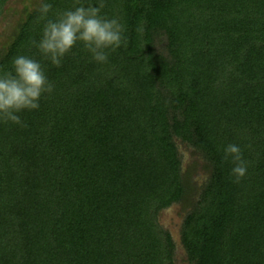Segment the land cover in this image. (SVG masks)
I'll return each instance as SVG.
<instances>
[{
  "label": "trees",
  "instance_id": "trees-1",
  "mask_svg": "<svg viewBox=\"0 0 264 264\" xmlns=\"http://www.w3.org/2000/svg\"><path fill=\"white\" fill-rule=\"evenodd\" d=\"M47 2L55 19L100 0ZM103 4L126 41L106 63L79 42L60 66L42 56L39 6L0 52V72L24 55L54 85L0 121V264H174L157 214L175 203L190 264H264V0ZM174 137L206 162L199 188ZM228 144L248 162L238 183Z\"/></svg>",
  "mask_w": 264,
  "mask_h": 264
},
{
  "label": "clouds",
  "instance_id": "clouds-1",
  "mask_svg": "<svg viewBox=\"0 0 264 264\" xmlns=\"http://www.w3.org/2000/svg\"><path fill=\"white\" fill-rule=\"evenodd\" d=\"M52 7L47 0H40L37 11L45 23L40 40L32 43L55 66H60L62 58L78 42L98 63L107 62L106 50H115L126 43L122 35L124 26L116 18L101 15L103 0L95 7L73 6L55 19L48 18ZM53 88L39 61L24 55L14 57L11 70L0 72V121L21 124L18 113L38 109L41 96L51 93ZM223 151L224 160L231 158L234 165L231 175L238 183L246 175L248 162L238 145L228 144Z\"/></svg>",
  "mask_w": 264,
  "mask_h": 264
},
{
  "label": "rangeland",
  "instance_id": "rangeland-1",
  "mask_svg": "<svg viewBox=\"0 0 264 264\" xmlns=\"http://www.w3.org/2000/svg\"><path fill=\"white\" fill-rule=\"evenodd\" d=\"M40 0H7L0 14V52L9 44L13 32L21 19L25 17L27 10L39 6ZM165 38L162 36L157 40L156 48L162 50ZM178 156L181 162L182 174L189 173V178L197 188L202 185L208 177L205 168L206 162L202 155L189 144L182 142L180 138L174 137ZM186 206V205H185ZM182 203L172 204L170 207L160 210L157 214V222L160 227L169 232L174 245V264H190L187 261L186 252L181 244V228L187 207Z\"/></svg>",
  "mask_w": 264,
  "mask_h": 264
}]
</instances>
